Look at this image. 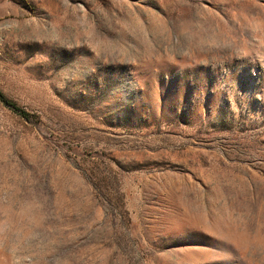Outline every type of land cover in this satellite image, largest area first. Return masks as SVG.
I'll use <instances>...</instances> for the list:
<instances>
[{
    "label": "rangeland",
    "instance_id": "1",
    "mask_svg": "<svg viewBox=\"0 0 264 264\" xmlns=\"http://www.w3.org/2000/svg\"><path fill=\"white\" fill-rule=\"evenodd\" d=\"M0 264H264V0H0Z\"/></svg>",
    "mask_w": 264,
    "mask_h": 264
},
{
    "label": "trees",
    "instance_id": "2",
    "mask_svg": "<svg viewBox=\"0 0 264 264\" xmlns=\"http://www.w3.org/2000/svg\"><path fill=\"white\" fill-rule=\"evenodd\" d=\"M14 109H15V107H14Z\"/></svg>",
    "mask_w": 264,
    "mask_h": 264
}]
</instances>
